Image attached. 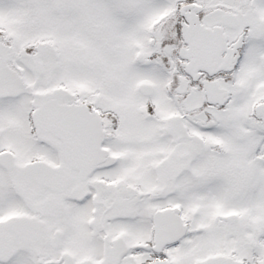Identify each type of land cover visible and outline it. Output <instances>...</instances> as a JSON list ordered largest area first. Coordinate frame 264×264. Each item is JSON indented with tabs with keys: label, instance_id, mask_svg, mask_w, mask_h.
<instances>
[{
	"label": "snow or ice",
	"instance_id": "snow-or-ice-1",
	"mask_svg": "<svg viewBox=\"0 0 264 264\" xmlns=\"http://www.w3.org/2000/svg\"><path fill=\"white\" fill-rule=\"evenodd\" d=\"M0 264H264V0H0Z\"/></svg>",
	"mask_w": 264,
	"mask_h": 264
}]
</instances>
